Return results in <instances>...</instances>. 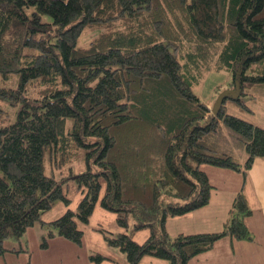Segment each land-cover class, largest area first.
<instances>
[{"label": "trees", "instance_id": "1", "mask_svg": "<svg viewBox=\"0 0 264 264\" xmlns=\"http://www.w3.org/2000/svg\"><path fill=\"white\" fill-rule=\"evenodd\" d=\"M209 71L238 79L235 102L249 109L244 85L264 84V0H0V257L5 238L58 200L66 210L46 223L49 238L80 245L79 224L97 205L120 227L132 216L133 232L148 229L141 244L104 234L127 264L144 255L188 264L221 238L253 240L242 188L222 230L165 228L209 204L201 164L244 181L264 156L263 128L227 113L228 99L213 115V101L193 91Z\"/></svg>", "mask_w": 264, "mask_h": 264}, {"label": "rangeland", "instance_id": "2", "mask_svg": "<svg viewBox=\"0 0 264 264\" xmlns=\"http://www.w3.org/2000/svg\"><path fill=\"white\" fill-rule=\"evenodd\" d=\"M231 85L234 87L233 79L226 72L209 71L197 83L193 84L192 88L204 103L210 104L215 101L220 92L233 89ZM243 89L244 94L240 98L249 109L242 108L235 100L228 99L224 103L226 112L264 129V84L246 83ZM2 105L7 108L5 103H2ZM17 108L18 106L15 111ZM234 158L243 163L246 155L244 156V153L242 155L241 149H239L234 154ZM74 165L75 170L82 168L79 161ZM200 169L206 172L209 182L213 186L209 204L199 211H193L182 216L168 217L165 228L171 237L177 234L222 230L229 222V215H231L229 211L240 188H242V193L246 199V196L249 195L250 177L243 181L240 173L209 164H201ZM257 172H264V168ZM65 193L71 199L70 208L75 209L80 194L76 191L74 185L73 187H65ZM251 196L255 204L259 200V204L264 203V178L260 175L256 177L255 181H251ZM247 203L252 211L258 205L253 203L254 207H252L249 201ZM65 210L64 204L58 200L21 237L9 236L5 238L3 246L6 251L0 257V264H127L125 253L119 247L109 245L104 238V234L116 236L119 233H128L139 244L149 234V230L146 228L132 231L134 224L132 216H129L126 228L120 227L116 223L113 212L97 205L89 218V222L79 224L83 231L80 245L59 236L49 238V230L54 228L46 223L60 217ZM255 212L259 213V211ZM52 231L55 232V230ZM223 239L218 240L210 250L193 258L188 264H235L227 249L230 243L227 239ZM44 243H47L48 246L43 247ZM235 243L236 241L232 242V245H235ZM98 254L105 257V259L97 261ZM263 256L264 247L263 249L259 248L257 254L250 253L252 259L250 264H264ZM239 263L244 264L241 259ZM138 264H170V262L167 259L144 255Z\"/></svg>", "mask_w": 264, "mask_h": 264}, {"label": "crops", "instance_id": "3", "mask_svg": "<svg viewBox=\"0 0 264 264\" xmlns=\"http://www.w3.org/2000/svg\"><path fill=\"white\" fill-rule=\"evenodd\" d=\"M261 168H264V156L257 157L254 160L251 168L247 171V178L250 177L251 180H249L250 182L249 195H247L246 197H247V200L252 205V207H254L253 203L254 205L258 204L256 208L253 209V214L246 219V224L253 236V240L246 242L247 240H240V239L236 240L233 237H228V238L224 237V239H227L230 243V245L227 246V249L229 250V253L231 257L233 258V261L235 264H240L239 263L240 259L244 264H250V261L252 260L250 257V253L257 254L259 248L263 249L264 247V203L261 202L259 204V201H260L259 200L258 203L255 204L251 196V181L252 182L255 181L258 175L264 178V172H257V171H261ZM199 210H196V211H199ZM255 211H259V213ZM234 241H236V243L235 245H232V242Z\"/></svg>", "mask_w": 264, "mask_h": 264}, {"label": "water", "instance_id": "4", "mask_svg": "<svg viewBox=\"0 0 264 264\" xmlns=\"http://www.w3.org/2000/svg\"><path fill=\"white\" fill-rule=\"evenodd\" d=\"M239 94H240V84H239L238 79H236L234 80L233 89L222 91L217 95L215 101L213 102L211 113L213 115H216L218 110L220 109V106L222 105L225 99L236 100Z\"/></svg>", "mask_w": 264, "mask_h": 264}]
</instances>
